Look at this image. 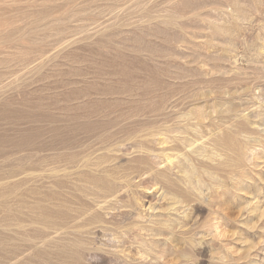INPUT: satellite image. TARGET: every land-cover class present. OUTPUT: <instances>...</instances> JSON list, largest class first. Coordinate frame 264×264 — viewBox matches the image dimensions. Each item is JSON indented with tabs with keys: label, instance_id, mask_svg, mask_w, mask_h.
Segmentation results:
<instances>
[{
	"label": "rangeland",
	"instance_id": "374dc122",
	"mask_svg": "<svg viewBox=\"0 0 264 264\" xmlns=\"http://www.w3.org/2000/svg\"><path fill=\"white\" fill-rule=\"evenodd\" d=\"M0 264H264V0H0Z\"/></svg>",
	"mask_w": 264,
	"mask_h": 264
}]
</instances>
